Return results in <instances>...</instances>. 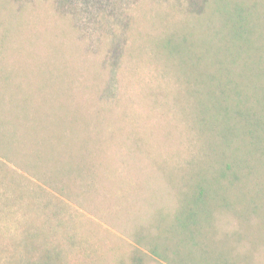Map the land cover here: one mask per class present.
Returning <instances> with one entry per match:
<instances>
[{
  "label": "trees",
  "instance_id": "1",
  "mask_svg": "<svg viewBox=\"0 0 264 264\" xmlns=\"http://www.w3.org/2000/svg\"><path fill=\"white\" fill-rule=\"evenodd\" d=\"M203 5L206 9L191 16L194 26L187 20L176 28L169 20L160 22V35L148 41L153 59L166 60L164 73L175 75L176 92L160 93L169 103L174 99L181 118L175 119L183 122L186 138L179 146L186 151L173 153L166 166L152 159L171 186L174 203L156 207L150 220L134 229L135 249L117 264H264V199L250 204L239 192L244 181L262 183L264 176V0H206ZM8 29L0 32V52L13 34ZM51 49L44 62L36 61L35 77L53 89L51 80L56 72L66 75V62L59 58L62 44ZM11 74L0 69V222L5 223L0 264H82L84 254L75 253L88 240L60 199H70V186L63 182L75 170L55 166L61 164L60 155L54 158L59 147H51L53 139H80L78 115L69 118L65 102H58L54 112L30 111L20 100L28 84ZM61 85L73 91L68 81L58 89ZM44 116L53 117L54 128ZM102 129L95 136L98 151L106 145ZM90 140L81 142L82 152H89ZM233 143L234 153L229 151ZM139 144L135 135L132 145ZM145 152L150 158L148 148ZM193 155L204 158L205 179L190 171ZM209 155L216 159L207 160ZM84 172L81 166L76 170L80 177ZM72 183L80 187L76 178ZM98 256L91 264H105Z\"/></svg>",
  "mask_w": 264,
  "mask_h": 264
},
{
  "label": "rangeland",
  "instance_id": "2",
  "mask_svg": "<svg viewBox=\"0 0 264 264\" xmlns=\"http://www.w3.org/2000/svg\"><path fill=\"white\" fill-rule=\"evenodd\" d=\"M205 1L0 0V25L4 27L0 32L10 27L13 33L6 45H1L5 50L0 52V69L4 66L16 82L28 84L21 102L25 100L27 109L40 113L54 112L58 102H65L69 118L73 112L79 118L80 139L59 143L53 139L51 147H59L54 158L60 155L61 164L55 166L67 164L75 170L63 182L70 186V199H60L69 204L65 205L68 215L82 227L88 240L75 253L84 254L82 264H91L98 255L104 256L105 264L127 259L135 249L131 239L134 229L150 220L156 207L173 206L171 186L161 179L152 159L166 166L167 160L172 162L168 158L173 153L186 151V147L179 146L186 138L183 122L177 120L181 118L174 99L169 103L160 93L176 92L175 75L164 73L166 60L153 59L148 41L160 35V22L169 20L176 28L187 20V25L194 26L191 16L206 9ZM60 44L64 49L59 58L66 62V75L56 72L52 89L35 77L39 67L35 64L44 62L51 48ZM62 81L71 83L73 91L68 90L70 85L58 89ZM44 120L54 128L53 117L44 116ZM98 121H103L100 127ZM99 129L106 140L104 151L97 149L95 136ZM135 135L141 142L139 146L132 145ZM88 138L89 152H82L81 142ZM212 139L219 141L217 133ZM41 147L44 151L43 143ZM236 147L233 143L229 151L234 153ZM147 148L150 158L146 156ZM189 159L190 171H198L205 179L208 170L202 167L204 158L193 155ZM210 159L216 156L209 155ZM80 166L86 171L81 177L76 173ZM88 168L91 170L87 173ZM72 178L80 187L73 185ZM259 180L250 178L239 188L250 204L258 197L264 199V176L262 183ZM4 225L0 222V228ZM234 226L232 223L230 227Z\"/></svg>",
  "mask_w": 264,
  "mask_h": 264
}]
</instances>
